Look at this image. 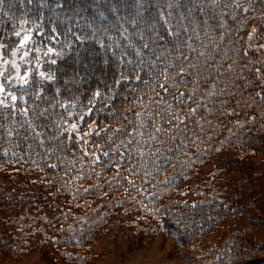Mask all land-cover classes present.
<instances>
[{"label": "trees", "instance_id": "1", "mask_svg": "<svg viewBox=\"0 0 264 264\" xmlns=\"http://www.w3.org/2000/svg\"><path fill=\"white\" fill-rule=\"evenodd\" d=\"M105 1L65 23L66 0H0L4 55L30 34L41 64L0 106V249L87 264L161 234L189 264H264V0Z\"/></svg>", "mask_w": 264, "mask_h": 264}, {"label": "rangeland", "instance_id": "2", "mask_svg": "<svg viewBox=\"0 0 264 264\" xmlns=\"http://www.w3.org/2000/svg\"><path fill=\"white\" fill-rule=\"evenodd\" d=\"M66 1L68 5H66L65 8L68 13V17L62 18L65 23H67V19L78 17L80 12H85L90 9L88 5L83 4L84 0ZM118 1L122 2L124 0H107L105 1V4L108 7L115 8L113 2ZM145 1L158 2L159 0ZM133 3L136 5L139 3V1L133 0ZM37 4H43V0H37ZM49 9L52 14L55 12L57 13L56 4H52ZM93 9H95V7H93ZM102 9L104 10L105 8ZM259 17V20L261 22H264V15L261 14L259 15ZM90 51L91 54L95 52L94 50ZM4 59H8L9 61L15 59L17 63L20 64L22 74L26 70V66L23 64V62L19 60V54L17 55V57H12L11 55H4ZM28 62L30 64V61ZM32 62V64H35L37 62V59H35L34 56L32 58ZM95 63L96 65L99 64L98 61H95ZM92 69H94V67H91L89 71H93ZM99 69L100 67L94 70L96 72L99 71ZM38 70H40V68H38ZM8 75L14 77L16 73L14 70H12L10 73H8ZM8 90L9 89L6 88V91ZM22 94L24 93H21L20 91L16 90L17 96H20ZM65 106L68 112H70V115H72L74 109L73 104L71 102H68ZM244 175H246L244 174V172L241 174L237 173L236 169L231 172L230 177L232 176L235 179H239L241 176L243 177ZM263 194L264 186L258 189V194L256 196H262ZM176 246L177 245L173 238L161 234L147 237L141 242H137L136 239H130V237L124 235H118L113 239L101 238L96 240L95 242V258L92 261H89L87 264H189L183 258V256L180 255ZM51 255L52 254H50L49 251L46 252L41 248L29 251L23 256H15L12 250L8 251L0 249V264H76L67 262L63 259L55 260ZM260 256H264V253L260 254Z\"/></svg>", "mask_w": 264, "mask_h": 264}, {"label": "snow or ice", "instance_id": "3", "mask_svg": "<svg viewBox=\"0 0 264 264\" xmlns=\"http://www.w3.org/2000/svg\"><path fill=\"white\" fill-rule=\"evenodd\" d=\"M42 35V34H41ZM17 37H21L19 39L18 45L15 50L11 51L12 57H17L19 54V60L23 62L26 66V70L21 73L20 64L17 63L15 59L9 61L8 59H4V50L7 48L6 45L0 44V106L9 107V104H6V100H10L14 105L15 102L18 100L21 102H26L25 96L22 94L19 97L12 94L11 89L16 88L21 93L27 92L31 86L30 77L37 71V69L41 66L39 62V48L36 47L35 41L30 34L22 35L21 32H16ZM51 39H55L52 37ZM35 51L37 54V62L35 64H29L27 58L29 57L30 53ZM52 54L56 56H60V53H56L55 49L52 47H48L47 51L43 53L44 57H48L49 59L46 60V63H50L51 65H55L57 63V59L50 58ZM12 70L15 71L16 75L11 77L8 75ZM39 80L40 81H52L55 79V74H46L44 71L39 72ZM6 88L9 89L6 91ZM15 111V108H12ZM28 109H22L21 114L26 115ZM90 114V113H89ZM83 119V117H81ZM77 125H71V129L74 130Z\"/></svg>", "mask_w": 264, "mask_h": 264}]
</instances>
